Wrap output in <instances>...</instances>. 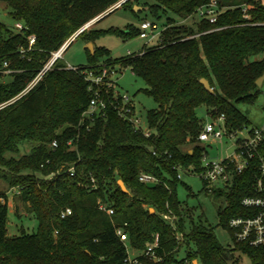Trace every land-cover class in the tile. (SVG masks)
Masks as SVG:
<instances>
[{"label":"trees","instance_id":"1","mask_svg":"<svg viewBox=\"0 0 264 264\" xmlns=\"http://www.w3.org/2000/svg\"><path fill=\"white\" fill-rule=\"evenodd\" d=\"M121 1L0 0L11 21L10 25L0 21V107L5 105L0 108V181L14 191L16 216L21 204L37 221L33 234L10 238L8 197L0 191V264H123L124 246L115 235L116 227L125 229L133 247L144 249L158 234L171 252L182 245L176 242L169 224L172 217L183 242L195 244L187 260L239 264L236 253H240L251 264H264V247L223 246L214 229L202 220L187 228L190 211L176 192L178 168L201 171L204 148L197 138L204 121L198 109L205 107L210 118L223 115L229 132L250 126L237 106L257 98L260 90L256 82L264 76L261 0H215L221 11L215 24L202 20L195 28H187L168 20L158 45L139 55L105 60L106 68L117 67L118 72L130 68L145 82L144 92L157 105L145 117L152 130L150 138L118 118L112 107L106 118L80 125L92 98L85 74L105 67L98 65L99 59L108 55L101 48H96L94 55L87 50L91 58L87 67L67 70L62 61L56 62L32 90L16 99L53 53ZM154 1L160 6L150 10L157 19L161 9L187 20L212 0ZM244 5L250 9L249 20L242 13ZM213 30L218 31L208 33ZM86 34L85 30L77 38ZM105 34L134 37L140 36V31L135 35L128 28ZM193 36L197 37L188 39ZM30 37H35L32 46ZM258 57L261 59L254 60ZM201 80L210 84L214 94L204 89ZM71 140L72 147L68 146ZM260 155H264V138ZM71 168L75 177L70 176ZM143 173L157 179L154 188L139 182ZM258 175L256 159L235 177L228 190L215 193L227 202L218 212L219 226L231 237L232 219L257 214L241 202L259 196L254 188ZM92 179L97 189H91ZM98 202L113 209V217L100 211ZM65 209L72 215L62 219Z\"/></svg>","mask_w":264,"mask_h":264},{"label":"built area","instance_id":"2","mask_svg":"<svg viewBox=\"0 0 264 264\" xmlns=\"http://www.w3.org/2000/svg\"><path fill=\"white\" fill-rule=\"evenodd\" d=\"M125 1L127 2L129 0H122L115 5V8H120ZM241 9L244 18L249 20V7L244 5ZM220 12L217 1L212 0L207 6L199 8L196 14L199 16L200 21L205 20L213 25L216 23ZM90 25L91 22L73 38L68 40L57 52L53 53L50 62L16 99H20L22 96L26 95L42 80L43 76L52 69L56 62L62 61L63 54L70 43L83 31L87 30ZM16 28L22 30V25L17 24ZM164 30L165 28L159 31V27L156 23L144 21L140 26L139 38L147 40L148 43L156 36L160 39ZM214 31L218 30H213L208 33ZM195 37L197 36L188 37V39ZM29 41L30 46H32L35 43V37H30ZM66 69L75 70V67L66 66ZM116 74L115 70L106 67H102L97 71L89 70L86 72L85 76L89 86L88 90L92 93V98L89 102L88 109L83 114L80 125H83L86 120L93 122L96 118H106L108 108L112 107L118 118L130 124L134 130L143 134L145 138H150L152 136V130L148 126L147 121L137 114L133 100L126 95L121 96L119 93H116ZM107 92L109 97H105V93ZM211 121L212 123L203 124L197 141L201 146L220 147V157H211L204 149L201 158L200 173H195L193 167L190 168L189 172H184L182 169L178 168L177 179L181 181V173L197 175L202 179L205 190L208 192L228 190L229 187L232 186L235 177H239L245 173L257 159L259 163V175L255 178L254 188L259 196L247 197L241 202L245 209L257 211V214L250 218H234L229 222V228L233 233L231 237L233 244H248L250 247L254 248L264 247V197L262 196L264 194V155H260V148L264 138V126L262 128H244L235 132H229L226 125V118L223 115L211 118ZM224 139L234 140L233 147L231 148L232 151L227 152L225 155L222 151ZM73 143L72 140L69 141L68 146L72 147ZM52 147L54 149L58 147L57 141L52 143ZM75 175V169L71 168L70 176L75 177ZM139 182L145 185H156L158 183L153 175L145 173L139 176ZM91 189H97L94 179L91 180ZM98 208L108 217H113L114 210L108 208L104 203L98 202ZM71 215L72 211L70 209H65L60 214L62 219L68 218ZM169 224L174 232L175 240L179 244L181 242V235L177 232L175 227L174 217L170 219ZM56 235L57 233L55 236ZM115 235L124 246L125 257L123 259V264H167L170 256L179 249L178 246L173 251L167 252L158 234L153 237L152 241L149 242L144 249L133 247L130 244L127 232L122 227L115 228ZM193 262L194 261L186 259L178 264H193ZM197 262L199 264V261Z\"/></svg>","mask_w":264,"mask_h":264},{"label":"rangeland","instance_id":"3","mask_svg":"<svg viewBox=\"0 0 264 264\" xmlns=\"http://www.w3.org/2000/svg\"><path fill=\"white\" fill-rule=\"evenodd\" d=\"M264 6V0H261ZM129 5L131 8H122L124 5ZM160 6L154 0H129L128 3L122 4L121 8L116 9L115 6L110 8L104 14L94 19L91 22L90 27L86 30V35L81 38H75L67 50L63 54L62 63L71 67H87L90 65L91 58L89 57L86 47L88 44L93 45V50L104 49L107 51V56L100 58L98 65L105 66L108 64L105 60L108 58L121 59L128 55H139L145 48H151L159 43V37L156 36L151 42L147 43V40L140 39L138 31L142 22L149 21L156 23L159 27V31H162L168 20L176 23V26H186L187 28H195L200 18L197 14L187 20L183 19L179 15H176L172 11L162 12L161 9L157 10L158 19L150 10L152 7ZM135 7L141 9L135 11ZM4 5L0 4V21L6 25H10L11 21L7 17V13L4 10ZM131 28L136 36L134 37H122L114 34H105L103 32L108 31H124ZM96 36H99L96 38ZM95 37L94 40L89 41L90 38ZM99 58V57H98ZM261 57L254 60H260ZM115 70L116 77V93L121 96L130 97L135 105L137 114L145 120L148 111L156 109L157 105L154 100L148 96L144 91L146 89L145 82L135 76L130 68H123L121 72H118L117 67H109ZM4 82V79L2 80ZM260 93L257 98L247 104H240L237 106L238 110L248 119L249 129L262 128L264 126V82L259 88ZM105 97L108 96V92L105 93ZM197 114L204 123H212L211 118L206 115L205 107L198 109ZM222 151L224 155L227 152L232 151L234 140L224 139ZM211 157L219 158L221 153L220 147H207L202 146ZM230 150V151H229ZM21 154H25L21 150ZM1 193H5L8 197L9 216H8V235L10 238L20 236L23 233L31 235L36 231L37 221L32 215H28L25 208L18 204V211L16 216V200H14V191L9 189L7 184L0 181ZM177 197L182 205L190 211V219L186 220L187 228L191 222L198 224L202 220L205 226H209L214 229L215 235L219 242L223 246H233L228 231L223 229L220 225V219L218 212L227 206V202L224 197L217 196L216 191L208 192L205 190L202 179L197 175H191L181 173V181L177 184ZM181 239V247L177 249L172 256V260L167 264H178L186 260L189 253L195 250V244L192 241L188 243L183 242ZM236 258L239 260V264H251L249 258L243 254L236 253Z\"/></svg>","mask_w":264,"mask_h":264},{"label":"water","instance_id":"4","mask_svg":"<svg viewBox=\"0 0 264 264\" xmlns=\"http://www.w3.org/2000/svg\"><path fill=\"white\" fill-rule=\"evenodd\" d=\"M125 2H126V1H125ZM125 2H124V3H125ZM124 3H123V4H124ZM134 10H135V11H140L141 9L135 7ZM86 50H88V51L91 53V55H94V50H93V45H92V44H88L87 47H86ZM263 82H264V76L261 77L260 79H258L257 82H256V84H257V86L260 88V87L262 86ZM200 84L204 87V89H205L208 93H210V94H214V90L211 88L210 84H209L206 80H201V81H200ZM118 185L120 186V188H121V190H122L123 192H125V193L127 192L125 186L123 185V183H122L121 181L118 182ZM147 187H148V188H154L155 185H154V184H148ZM151 213H154V210H153V209H151ZM193 264H198V262H197V261H194Z\"/></svg>","mask_w":264,"mask_h":264},{"label":"crops","instance_id":"5","mask_svg":"<svg viewBox=\"0 0 264 264\" xmlns=\"http://www.w3.org/2000/svg\"><path fill=\"white\" fill-rule=\"evenodd\" d=\"M1 191V190H0Z\"/></svg>","mask_w":264,"mask_h":264}]
</instances>
